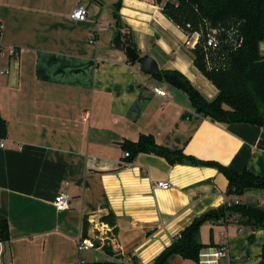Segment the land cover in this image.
Instances as JSON below:
<instances>
[{
  "label": "crops",
  "instance_id": "obj_1",
  "mask_svg": "<svg viewBox=\"0 0 264 264\" xmlns=\"http://www.w3.org/2000/svg\"><path fill=\"white\" fill-rule=\"evenodd\" d=\"M79 6L88 9L83 22L71 18ZM162 9L156 0H0V111L7 124L0 139V221L8 222L10 236L5 264H153L196 218L226 203L229 183L215 167L170 164L145 153L126 163L124 143L143 134L201 162L264 176L263 127L199 117L183 91L143 73L114 46L119 31L129 34L159 70L182 73L214 99L218 90L195 67L185 31ZM10 47L18 57L8 54ZM260 52L264 56V41ZM158 182L171 188L158 189ZM61 193L70 198L65 211L54 205ZM239 202L264 211V189L246 190ZM110 212L117 228L111 254L79 250V239L94 236V225ZM224 232L230 264H264L263 229L207 222L200 242L217 246ZM166 264L198 261L173 255Z\"/></svg>",
  "mask_w": 264,
  "mask_h": 264
},
{
  "label": "trees",
  "instance_id": "obj_2",
  "mask_svg": "<svg viewBox=\"0 0 264 264\" xmlns=\"http://www.w3.org/2000/svg\"><path fill=\"white\" fill-rule=\"evenodd\" d=\"M114 8L118 18L120 1L115 3ZM163 13L188 35L208 27L218 30L217 47L210 49V69L203 39L194 49L195 67L217 88L218 94L212 100L207 99L178 71L159 70L153 77L183 91L199 117L223 124H251L264 128V56L260 52V44L264 41V0H179L178 6L166 5ZM122 36L128 46L137 50L128 38L129 34L122 33ZM130 62L136 63L131 59ZM6 136L7 124L0 111V139ZM123 147L130 153L126 163H132L141 153L155 154L170 164L215 167L229 183L226 203L207 216L196 218L153 264H166L173 255L198 261L199 252L205 247L199 239L201 227L207 222L217 224L223 221L224 224L236 221L253 230H264L263 210L234 202L235 196L241 197L248 189H264V176L248 170L236 172L219 163L201 162L181 151H170L159 145L152 135L143 134L137 142L126 141ZM102 221L111 225L116 233V217L112 212L103 217ZM9 238L8 222L0 221V240L8 242ZM105 251L111 254L110 248H105ZM262 257L264 259V246Z\"/></svg>",
  "mask_w": 264,
  "mask_h": 264
},
{
  "label": "built area",
  "instance_id": "obj_3",
  "mask_svg": "<svg viewBox=\"0 0 264 264\" xmlns=\"http://www.w3.org/2000/svg\"><path fill=\"white\" fill-rule=\"evenodd\" d=\"M157 2H160L162 5V8H164L166 5H172V6H178L179 0H156ZM163 10V9H162ZM88 16V9L85 6H79L75 8L71 14V18L76 21H85ZM100 24L98 23V27ZM188 28H191L190 25L187 26ZM3 29L2 20L0 19V35ZM182 29V28H181ZM187 35V41L189 44H192L196 48L197 44L200 42V39H203V48L206 52V61L207 66L210 69L211 68V61H210V49H215L218 44V30L214 28H206L199 32H195L191 35ZM97 39V35L91 34L89 38V42L91 44H95ZM241 43V40L238 41V44ZM8 54L12 57H18V52L16 48H8ZM5 53L3 52V48L0 44V56H4ZM3 72L9 73V69L4 70ZM155 92L165 97L166 92L156 88ZM87 115V114H84ZM0 146L4 147V141L1 140ZM130 156L129 152L124 153V158H128ZM156 188L162 189V190H169L171 188L170 183L168 182H158L155 184ZM234 202L239 203V197H234ZM54 205L58 211H65L69 209L70 207V198L67 194H59L55 201ZM230 205V203H229ZM223 223V221H219L218 224ZM95 233L92 237H82L78 241V248L79 250H104L105 248H115V246L112 244V240L114 239V230L113 227L105 222H101L97 225H94ZM241 232V230H239ZM6 241L0 240V264H5L4 256L6 253ZM226 260L227 263L230 264L228 261H230V245H229V236L227 232H224L220 236V242L217 246H210V247H204L200 250L199 256H198V264H224L222 261ZM119 264H123L122 260L118 261ZM75 264H87L85 261L81 260L78 261Z\"/></svg>",
  "mask_w": 264,
  "mask_h": 264
},
{
  "label": "water",
  "instance_id": "obj_4",
  "mask_svg": "<svg viewBox=\"0 0 264 264\" xmlns=\"http://www.w3.org/2000/svg\"><path fill=\"white\" fill-rule=\"evenodd\" d=\"M114 46L118 50L126 52L132 61L139 64L143 73L154 76L159 71V65L157 61L149 55L142 56L135 48L128 46L122 39V33L120 31L114 39ZM210 212H207L203 216H207Z\"/></svg>",
  "mask_w": 264,
  "mask_h": 264
}]
</instances>
